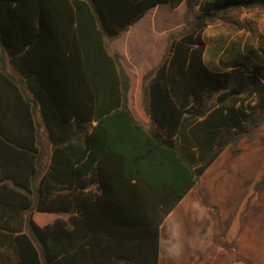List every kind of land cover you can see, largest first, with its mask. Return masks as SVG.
Instances as JSON below:
<instances>
[{"label":"trees","instance_id":"16d2710c","mask_svg":"<svg viewBox=\"0 0 264 264\" xmlns=\"http://www.w3.org/2000/svg\"><path fill=\"white\" fill-rule=\"evenodd\" d=\"M181 4L182 28L142 77L144 129L104 38L157 5ZM253 9L264 11V0H0V264H158L165 217L228 146L264 122L261 72L203 60L206 27ZM260 45L264 55V32ZM4 56L51 143L37 184L34 103ZM110 118L131 132L114 133V150L103 140ZM33 212L63 217L40 226Z\"/></svg>","mask_w":264,"mask_h":264},{"label":"crops","instance_id":"0c3cea01","mask_svg":"<svg viewBox=\"0 0 264 264\" xmlns=\"http://www.w3.org/2000/svg\"><path fill=\"white\" fill-rule=\"evenodd\" d=\"M133 25L118 38L112 40L104 38V42L109 53L118 57V62L128 77L126 100L130 115L144 129H149L150 122L142 103V77L155 67L163 56L164 36L158 37L154 28L156 38L148 45L146 51L143 49V42L140 41L133 42L125 50L120 51L116 41L128 33ZM159 42L161 45L158 55L152 59L153 57H150L147 52L159 46ZM222 63L228 64L221 55L212 56L209 66L219 69ZM2 65L20 82L25 96L34 103V122L38 129L42 150L40 160L42 169L36 178L37 184L49 163L51 143L43 125L38 104L27 89L25 80L13 68L6 56L3 58ZM19 115L24 116V114ZM109 121L105 133L103 132V140L114 150L115 134L123 131L124 137L128 136L131 139V132H127L125 128L122 130V126L111 118ZM92 126H96V122H93ZM224 151L178 201L160 225L158 264H264V231L262 233L260 226V220L264 216V205L260 204L258 195L255 203L250 206L249 215L239 216L242 204H238V190L234 192L235 197L230 203L231 195L222 189L224 182L220 167L225 162ZM32 217L34 219V214ZM56 218L59 217L57 215L51 217L46 225Z\"/></svg>","mask_w":264,"mask_h":264},{"label":"rangeland","instance_id":"374dc122","mask_svg":"<svg viewBox=\"0 0 264 264\" xmlns=\"http://www.w3.org/2000/svg\"><path fill=\"white\" fill-rule=\"evenodd\" d=\"M184 13L183 4L175 9H170L167 5H158L155 9H150L128 33L116 41L117 47L123 51L133 42L140 41L143 42V49L146 51L157 33L158 37L164 36L165 49L168 34L178 32L182 28ZM193 16L194 13L190 14L191 18ZM263 32L264 11L257 9L241 13L233 11L224 21H216L204 30L203 37L206 43L204 62L209 66L212 56L221 55L228 64L234 61L243 62L251 69L257 68L264 76V55L260 45ZM158 44L159 46L147 52L152 59L158 55L161 43ZM223 157L225 162L220 167L224 182L222 189L231 195L230 203L235 197L234 192L238 190V204H242L239 216H247L258 195L260 204L264 205V122L256 129L253 138H242L237 144L228 146ZM33 214L34 221L40 226L46 225L50 218L54 217L52 214L35 212ZM262 217L260 226L263 233L264 216Z\"/></svg>","mask_w":264,"mask_h":264},{"label":"bare ground","instance_id":"6f19581e","mask_svg":"<svg viewBox=\"0 0 264 264\" xmlns=\"http://www.w3.org/2000/svg\"><path fill=\"white\" fill-rule=\"evenodd\" d=\"M230 196V195H229ZM228 199V198H227Z\"/></svg>","mask_w":264,"mask_h":264}]
</instances>
